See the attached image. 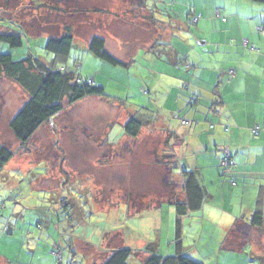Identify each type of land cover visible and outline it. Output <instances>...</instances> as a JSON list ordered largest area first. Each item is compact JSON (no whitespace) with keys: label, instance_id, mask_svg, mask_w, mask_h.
Returning a JSON list of instances; mask_svg holds the SVG:
<instances>
[{"label":"rangeland","instance_id":"374dc122","mask_svg":"<svg viewBox=\"0 0 264 264\" xmlns=\"http://www.w3.org/2000/svg\"><path fill=\"white\" fill-rule=\"evenodd\" d=\"M137 1L0 0V33H20L22 40L12 49L1 44V53L14 59L28 54L51 63L54 56L44 46L67 26L73 44L58 66L94 78L106 96L66 107L42 125L28 150H19L8 124L23 106L25 94L0 77V146L14 153L0 172V253L12 264H18V243L26 250L32 241L49 247L57 243L78 264H85L80 257L95 260L122 248L131 252L128 264H143L140 259L157 251L165 257L167 249L174 256L176 214L161 197L169 184L157 181L152 170L158 168L144 156L143 143L133 159L115 160L113 155L130 145L124 126L131 117L142 123L174 120L169 102L163 105V100L179 69L160 62L164 49H169L158 40L150 47L159 24L147 25L149 18ZM141 1L153 12L156 0ZM188 1L161 0L153 21L177 18ZM94 37L104 40L105 51L121 65L106 63L89 51ZM165 105L167 111H161ZM101 144L108 151L102 153ZM186 232L183 255L207 264L204 253L216 241L205 233L192 239L194 230Z\"/></svg>","mask_w":264,"mask_h":264},{"label":"crops","instance_id":"0c3cea01","mask_svg":"<svg viewBox=\"0 0 264 264\" xmlns=\"http://www.w3.org/2000/svg\"><path fill=\"white\" fill-rule=\"evenodd\" d=\"M137 2L149 18L147 25L159 24L150 47L158 40L169 49V53L164 49L160 62L179 69L163 100V105L169 102L175 121L161 118L149 122L136 138L128 137L130 145L122 151L112 150L115 160L133 159L143 143L144 156L158 168L152 170L157 181L169 184L161 197L174 210L177 201L185 200L183 172L195 175L203 198L199 209L181 220L182 254L184 235L191 229L192 239L199 240L205 233L216 241L204 253L209 256L207 264H264V233L251 226L257 210L264 225V2L189 0L177 18L162 23L151 16L161 0L151 4L153 12L147 11L141 0ZM165 108L161 111H167ZM255 127L257 134L252 132ZM223 148L228 149L234 164L227 173L220 167ZM99 150L108 151L103 144ZM236 224L239 228L229 236ZM18 245V264H78L75 256L62 252L57 243L49 247V243L32 241L26 250L22 242ZM111 253L95 260L80 257L79 261L104 264ZM171 253L167 249L164 256ZM5 255L0 253V264H12ZM152 255L162 254L157 251ZM146 257L140 259L142 263Z\"/></svg>","mask_w":264,"mask_h":264},{"label":"trees","instance_id":"16d2710c","mask_svg":"<svg viewBox=\"0 0 264 264\" xmlns=\"http://www.w3.org/2000/svg\"><path fill=\"white\" fill-rule=\"evenodd\" d=\"M254 1L264 2V0ZM1 44H6L11 49L20 47L22 45L21 34L0 33ZM72 44V32L69 27L65 26L59 36L49 38L44 46L45 52L54 56L51 63L46 64L28 54L21 59H14L10 53L0 52V77L17 85L26 98L17 115L8 124L10 132L20 145L19 150H28L37 130L66 107L89 97L106 98L103 89L95 85L93 79L82 78L75 72L58 66L68 57ZM104 48L103 39L94 37L90 41L89 51L95 57L113 66L121 65ZM88 80H92L93 83L88 85ZM149 122L142 123L135 116L131 117L124 126V132L126 136L136 138L142 126ZM13 157L14 153L10 149L0 146V172ZM182 177L185 200L174 204L176 254L169 257L150 255L143 264H200L182 254L181 220L189 212L199 209L203 195L192 172L184 171ZM251 226L261 229L264 233L263 218L259 210L253 215ZM238 228L239 224H236L229 231V236ZM54 246L57 245L54 244ZM130 256L129 249H118L111 253L104 264H128Z\"/></svg>","mask_w":264,"mask_h":264},{"label":"built area","instance_id":"2783aa9c","mask_svg":"<svg viewBox=\"0 0 264 264\" xmlns=\"http://www.w3.org/2000/svg\"><path fill=\"white\" fill-rule=\"evenodd\" d=\"M193 21L196 22L197 19L194 18ZM243 45L246 46L247 42L243 41ZM251 50H254L253 46L251 47ZM92 83H93L92 80H88L87 81L88 85H91ZM181 124L182 125H186L187 123L182 121ZM252 132H253V134H257L258 127H255ZM233 166H234V164H233V161L231 159V155H230L228 149L227 148H223L221 150V157H220V167H221V169L223 170L224 173H227L229 171V169L232 168Z\"/></svg>","mask_w":264,"mask_h":264}]
</instances>
